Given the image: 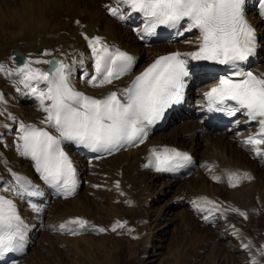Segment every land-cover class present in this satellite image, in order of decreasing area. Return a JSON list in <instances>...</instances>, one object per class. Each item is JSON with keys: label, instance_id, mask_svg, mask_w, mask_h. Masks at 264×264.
<instances>
[{"label": "snow or ice", "instance_id": "snow-or-ice-1", "mask_svg": "<svg viewBox=\"0 0 264 264\" xmlns=\"http://www.w3.org/2000/svg\"><path fill=\"white\" fill-rule=\"evenodd\" d=\"M247 0H115L116 7L105 6L108 13L124 22L139 14L143 26L137 30L141 40L154 35L161 26L183 37L195 30L198 36L195 50H179L161 55L135 75L126 87L103 96H90L78 91L72 83L74 68L83 66V58L68 63L44 50L40 57H12L13 68L0 62V73L15 78L16 90L38 102L44 114L40 125L18 121L8 114L17 127L13 147L17 154L32 162L38 178L55 195L67 199L76 194L79 185L77 169L65 150L71 145L94 154L92 159L111 156L129 147L145 143L150 130L163 120L174 106L183 103L188 82L193 75L192 62H210L225 66L227 74L218 77V83L203 94L208 112L234 117L240 113L246 123L258 126V131L242 143L257 157L264 153V74H254L246 68L250 58L261 47L255 27L245 12ZM264 8V0H259ZM264 16V13H262ZM79 24V21H76ZM90 49L93 72L82 70L80 79L93 88L113 85L129 75L135 57L119 48L109 46L101 37L82 33ZM47 65V68L39 67ZM3 98L0 97V100ZM5 115L0 112V116ZM236 123V121H233ZM3 127L11 130L10 125ZM4 139L0 135V142ZM192 156L175 147L149 149L145 168L157 173H174L191 164ZM10 180L0 176V193H11L10 198L0 194V264H18L26 254L30 225L23 219L16 200H25L34 213L39 214L43 196L41 187L29 177L7 169ZM219 182L220 176H213ZM247 172H227V184L235 188L242 181H251ZM94 187H99L96 185ZM119 188V183L116 185ZM123 195V193H121ZM194 211L208 221L223 212L247 214L237 208H224L207 197L192 201ZM125 228L117 221L111 231ZM54 234L78 236L82 233H105L107 229L91 225L76 217L58 225H49ZM130 231V230H129ZM239 231V230H237ZM248 248V244L243 245ZM264 256V246L260 251ZM250 264H258L250 257Z\"/></svg>", "mask_w": 264, "mask_h": 264}, {"label": "bare ground", "instance_id": "bare-ground-1", "mask_svg": "<svg viewBox=\"0 0 264 264\" xmlns=\"http://www.w3.org/2000/svg\"><path fill=\"white\" fill-rule=\"evenodd\" d=\"M15 2L16 0H12L13 6H11L10 1L5 0L3 6L0 5V23L3 28L6 25L3 22H9L8 18L14 20V16L17 18V24H21V27L17 25L19 40L12 43L9 40L10 43L7 46H0V62L5 63L8 68L15 67L16 65L12 60L14 57L12 52L15 50L20 51L23 57L32 54L36 58L51 59V56L40 57L37 53L39 50H48L57 59H62L68 63L82 57L84 64L74 68L72 83L78 91L90 96L99 97L110 91L126 87L135 75L161 55L177 50L190 52L194 51L196 47L195 44L186 42L196 40L198 33L195 30L178 39L174 38L173 35L158 39L154 34L145 40H141L137 35V30L143 26L139 14H133L129 20L122 22L108 13L105 6L116 7L115 0H24L22 5L19 4L21 10L15 6L17 5ZM80 8L85 9V16L80 15ZM39 9L42 13V19L38 16ZM261 9L259 0H247L245 5L246 17L255 27L261 44L257 50V57L251 63V68L256 74H264V16L261 14ZM63 17H66L69 25L64 26ZM40 20L44 22L43 25ZM48 20H51L50 26ZM76 21L80 23L77 24ZM11 25L6 26L9 28ZM2 30L6 32L4 29ZM82 33L99 36L109 46L119 48L134 56L135 64L132 72L115 81L113 85H107L103 88H93L84 83L80 79V72L82 70L93 72V62L89 58L91 52ZM184 37L187 38L183 40ZM192 65L193 75L187 86V105L184 109L176 112L171 119V123L183 121L180 132H177L175 139L172 136L153 133L143 146L99 161H89L83 158L76 149L69 145L66 146L69 156L77 166L79 178L77 193L68 200L55 199L38 178L32 162L19 156L13 147L17 125L8 119V114L16 117L18 121L36 124L37 126H41L40 120L44 114L39 110L37 101L17 92L14 77L10 78L0 73V97L3 98L0 100V112L5 113V115L0 116V135L4 137L3 141L0 142V176L4 180H10L11 177L7 169H11L18 174L29 177L41 187L44 193L39 198L43 201L40 205L42 211L39 214L34 213L25 200H16L19 213L30 225L27 248H31L33 244L40 242L39 234L43 231V222L41 221L49 211L48 216L51 215L52 220L49 225H58L71 218L83 217L91 225L97 226L98 219L102 221V215L106 214L107 209H110L116 216L119 215V219L124 220L125 228L123 229H128L132 225L130 221L128 222V218L130 216H137L136 218H138L141 208H144L143 205L156 196L157 192L163 190L161 194L164 196L175 191L177 180L164 173H157L144 167L147 163L149 149H161L164 145H173L193 153L196 162H199V170L178 189L177 201L171 208H182L180 209L181 216L179 215L178 221L171 223V226L173 227L178 222L183 225L184 222L195 217L198 221L197 225L204 231L205 235L199 241L201 247L196 246L198 248H196V253L205 252L209 247L207 244L216 240L214 241V247H218L216 251L221 252V246L227 247L230 253H239L244 258L246 257L243 259L246 262L241 260L237 264H250V257L255 255V251L252 253L251 245L248 243L253 228L250 226V222L253 221L251 211L257 208L264 213V153L259 157V164L253 163L257 156L249 150V147H245L242 141L246 140L248 136L256 134L258 126L255 122L246 123V117L243 114L231 128L223 129L214 125L206 109L203 94L217 83V79H208L202 75L199 62H192ZM39 67L47 68L48 66L39 65ZM4 83L12 85L16 95H22L17 105L14 103L17 101V96L14 95L9 98L5 94L6 90L1 88ZM189 118H197V121L194 124L185 121ZM3 125H10L11 130L3 127ZM189 137L192 139L188 142ZM197 138L203 139V145L196 142ZM226 141H228V145L233 146V149H226ZM261 148L264 149V145ZM229 170L238 173L247 172L253 179L242 181L235 188L229 187L227 184V172ZM250 170L251 172H248ZM213 176H220L221 180L217 182L212 179ZM117 182L119 188L116 187ZM158 183L160 188H155ZM96 185L99 187H94ZM0 194L14 198L11 193ZM92 195L98 199H93ZM180 197L181 199L183 197L184 200L182 204L178 202ZM201 197H207L219 203L222 206V211L224 208L248 211L247 219L237 212L227 211L223 212V215L217 214L215 218L205 221L201 214L194 211L192 207V201ZM135 203L136 205H134ZM123 206L128 207V209L125 208L127 212L123 210ZM151 208L152 206L149 207V209ZM165 209L166 207H162L156 212L161 220ZM145 222L143 224L142 221L133 226L134 236L141 237L147 230ZM206 225H210V227L207 229ZM239 229H242V232L237 231ZM84 234L71 236L53 233L63 244H71L75 247L81 245L82 241H86L83 237ZM152 237L153 234H149L146 238L141 237L139 241L146 245V242L150 241ZM87 241H91V239H87ZM244 244H248L249 247L244 248ZM255 256L253 258L259 264V258ZM25 261L27 260L22 259L18 264H24Z\"/></svg>", "mask_w": 264, "mask_h": 264}, {"label": "rangeland", "instance_id": "rangeland-1", "mask_svg": "<svg viewBox=\"0 0 264 264\" xmlns=\"http://www.w3.org/2000/svg\"><path fill=\"white\" fill-rule=\"evenodd\" d=\"M4 1L5 0H0L1 6H3ZM9 1L10 3L12 2V0ZM23 1L24 0H16L15 3L17 5L15 6L20 8ZM10 5L13 6V3ZM79 13L80 15L85 16V9L80 8ZM97 14L99 15V12ZM38 16L42 19L41 11L38 12ZM13 19L14 20L8 18L9 22H3L7 26L12 24L9 28H7L6 25H4L3 28L0 23V26L2 27H0V46L2 47L7 46L10 42L12 43L19 40L17 25H20L19 27H21V24H17L18 21L15 16ZM62 21L64 22V26L69 25L67 24L68 22L66 17H63ZM40 23L42 25L44 24L42 20H40ZM48 24L49 26L51 25V20H48ZM19 30L21 31V29ZM11 37H14V39H11ZM1 88L6 90L5 94L9 98L14 95L17 96L16 100L18 102L14 101V103L16 105L19 103L22 95H16L15 88L12 85L4 83ZM185 121L194 124L197 121V118H189ZM182 124L183 121L174 124L170 123L163 131H160V133H157L156 135L161 134L163 136H172L173 139H175V135L177 132H180ZM191 139L192 138L189 137L188 142L191 141ZM196 142L203 145V139L201 138H197ZM225 143L226 149H233L232 145H228V141ZM254 160L253 163H260L259 157L254 158ZM197 164L199 165V162H197ZM248 172H251V170ZM187 180H178L177 187L174 189L175 191L165 194L164 196L161 194L163 190H159L160 192H157L156 196L145 203V206L143 205L144 208H141L140 216L138 218H136L137 216H130V218H128V222L130 221L132 224L128 229H118L117 232H112L110 230L112 225L117 221L124 223V220L119 219V215L116 216L112 210L107 209L106 214L102 215V221H100L101 219H98L97 221V227H104L107 231L105 233H85L86 235L84 234L83 237L86 241H82V244L76 245V247L71 244H63L55 237L57 235H53V233L49 231L48 226L52 223L51 215L50 217L48 216V213H50L49 211L47 215H45L46 217L44 216L45 218L43 217L41 221L43 222V231L40 232V237L38 236L40 242L38 244H33L31 248H28V254L23 258L24 260H27L24 264H237L241 260L244 261L243 259L246 257L244 258L243 255L239 253H230V250L227 249V247L221 246V252L216 251L218 250V247H214V241L216 240L207 244L209 247L207 246L208 248L205 252L199 254V251L196 253V248L200 246L199 241L201 238H204L205 235L204 231L197 225L198 221L195 217L187 222H184L183 225L178 222L173 227L171 226V223L174 221L177 222L180 218V209H182H172L171 206L177 201L178 189L182 187L184 185L183 183ZM157 187L160 188L159 183L155 186V188ZM81 194L82 192L80 195ZM92 198L98 199V197L94 195H92ZM155 200L157 203L154 202ZM178 202L182 204L184 202L183 197L182 199L181 197L178 198ZM134 205H136V203ZM151 206L152 208L149 209ZM123 207V210L127 212L125 209L127 206ZM162 207H166V209L162 214L161 220L156 212ZM245 213L248 214V211H245ZM251 214L253 216V221L250 222V226L253 228L250 232L248 243L251 245L250 248L252 253L255 251L254 253L257 257L255 255L254 256L259 258V264H264V256L260 255L262 246H264V213L255 208L251 211ZM142 221L143 224L146 221L145 225L147 230L141 237L146 238L149 234H153L152 239L146 242V245L141 244V241H139L141 240V237L134 236V231L132 232L133 226ZM209 227L210 225L206 228L208 229ZM239 231L242 232V229H239ZM135 233H137V231ZM39 239L37 240L39 241ZM87 239H91V241H87ZM244 262H246V260Z\"/></svg>", "mask_w": 264, "mask_h": 264}, {"label": "water", "instance_id": "water-1", "mask_svg": "<svg viewBox=\"0 0 264 264\" xmlns=\"http://www.w3.org/2000/svg\"><path fill=\"white\" fill-rule=\"evenodd\" d=\"M12 54H13V56L17 57L18 59L23 57L18 51H13Z\"/></svg>", "mask_w": 264, "mask_h": 264}]
</instances>
